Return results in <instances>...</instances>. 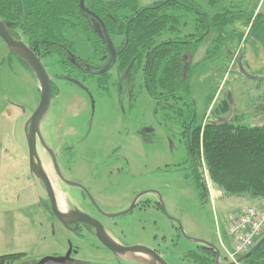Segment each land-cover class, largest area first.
<instances>
[{"label":"rangeland","instance_id":"obj_1","mask_svg":"<svg viewBox=\"0 0 264 264\" xmlns=\"http://www.w3.org/2000/svg\"><path fill=\"white\" fill-rule=\"evenodd\" d=\"M135 1L146 7L162 0ZM191 1L207 19V35L186 63L194 125L206 120L231 121L234 116V125H263L264 113L259 107L264 102V0ZM119 14L128 16L130 11ZM221 14L223 25L219 20L214 25ZM194 20L190 16L181 23V36L200 35L203 21ZM248 21L253 22L251 30ZM63 36L76 57L90 66L96 64L79 28H66ZM41 63L54 81L57 95L39 129L46 146L67 150L63 161L56 160L61 176L84 187L106 216L129 208L138 194L150 193L145 200L140 197L126 214L99 217L119 244L156 248L166 264H199L191 254L205 256L199 247L203 242L218 250L219 264H230L222 247L232 248L227 217L257 207L264 198L216 194L202 156L200 171L208 193L200 197L188 177L182 128L147 93L140 73L129 82L113 68L101 86L95 77L64 70L54 58ZM56 74L69 79H55ZM39 98L34 74L9 54L0 39V149L7 151L1 162V174L6 178L0 176V255H25L14 264H138L104 249L95 250L43 220L37 204L45 201V191L29 173L24 132ZM225 104L227 110L222 112ZM67 190L77 199L83 197L75 187L67 186ZM147 199L150 207L145 206ZM155 202L162 208L157 209ZM84 206L93 211L87 200ZM67 240L78 254L56 263L54 259L64 256Z\"/></svg>","mask_w":264,"mask_h":264},{"label":"trees","instance_id":"obj_2","mask_svg":"<svg viewBox=\"0 0 264 264\" xmlns=\"http://www.w3.org/2000/svg\"><path fill=\"white\" fill-rule=\"evenodd\" d=\"M84 5L102 21L104 31L95 19L80 10L79 0H0V21L13 39L25 40L23 43L40 61L54 58L64 70L79 73L84 78L95 77L101 86L113 68L129 82L140 73L147 93L158 105H164L182 128L189 151L188 177L200 197L207 196L200 171L202 156L211 183L223 195L264 198V124L234 125V116L231 121L206 120L194 125V102L186 63L207 35V19L199 8L191 0H162L146 7L139 6L135 0H84ZM125 9L130 15L119 14ZM190 16L203 21L199 24L202 30L197 38L192 34L180 35L181 23ZM223 17L224 14L216 16L214 25L217 20L223 25ZM247 25L249 30L253 28V22L248 21ZM66 28L82 31L96 64L90 66L74 55L73 46L63 36ZM105 36L111 42L115 57L110 69L98 75L95 72L111 58ZM9 54L29 69L21 58L10 51ZM54 78L69 79L65 74H56ZM50 84L53 99L57 88L51 78ZM227 107L223 105L222 112ZM259 108L264 113V102ZM263 237L264 234L255 239L250 250ZM199 247L205 256L191 254L192 259L199 264L215 263V252L202 244ZM24 256L2 255L0 264H14ZM263 256L264 240L244 263L264 264Z\"/></svg>","mask_w":264,"mask_h":264},{"label":"water","instance_id":"obj_3","mask_svg":"<svg viewBox=\"0 0 264 264\" xmlns=\"http://www.w3.org/2000/svg\"><path fill=\"white\" fill-rule=\"evenodd\" d=\"M79 8L82 12L91 16L93 19H95L100 24L102 30L104 31L102 21L94 13H92L91 11L85 8L84 0H79ZM0 39L2 40V42L5 44V46L8 48V50L11 53L17 55L19 58H21L26 63V65L32 71V73L34 74L37 80L38 87H39V94H40L39 102H38L36 109L30 116V118L28 119L24 127L27 151H28L29 171L39 181V183L43 185L45 193L49 199L50 208H51L52 213L60 222H62L63 217H65V215L61 213L57 208L53 187L47 177V174L45 173V171L43 170V167L41 166V162L36 152V139L37 138L40 140L41 144L45 146L42 141L39 126L51 102V84H50L49 75L47 74L40 59L33 53V51H31L28 48V46L25 43H23L21 40L13 39L9 35L6 27L1 21H0ZM106 40L108 42V46L111 52V58L109 59L107 64L102 69L95 72L98 75H102L110 69V67L113 64L114 57H115V51L111 45V42H109L107 37H106ZM47 151H48V148H47ZM52 158L54 161V157ZM140 195L141 194H139L135 198L134 202ZM134 202L129 208V210H131V208L133 207ZM73 212L78 215V219L70 223L76 224L78 222H81V223L91 226L95 230L96 238L108 250H110L114 256L122 257L129 261H134L138 264H166L165 261L156 252H154L153 250L147 247H143V246L125 247V246H122L116 243L103 231L101 225L98 224L97 221L91 219L89 216L77 210ZM62 223L64 225H67L64 222ZM263 240H264V237L258 243H256V245L247 254L240 257L236 263H230V264H239L240 262H243L244 259H246L261 244ZM199 244H202L205 247H208L214 250L216 254L215 262L216 264H219L218 250L214 248L213 246L209 244H205L203 242H199ZM68 258L69 256L67 253L65 257L54 259L53 261H55L56 263H61L63 261H67Z\"/></svg>","mask_w":264,"mask_h":264},{"label":"flooded vegetation","instance_id":"obj_4","mask_svg":"<svg viewBox=\"0 0 264 264\" xmlns=\"http://www.w3.org/2000/svg\"><path fill=\"white\" fill-rule=\"evenodd\" d=\"M39 148L41 149V151H39ZM47 148H48V151H47ZM57 148L58 149H54V148L46 146V145L43 146L41 144L40 140L38 138L36 139V152H37L38 158L41 162V166L43 167V170L47 174V177H48V179H49V181L53 187L55 199H56L55 202H56L57 208L61 213H63L65 215V217H63L62 222L66 223L67 225H64L62 222H60L52 213L51 208H50L49 199H48L46 193H44L45 194V201H43V202L39 201L37 204L39 207L38 211L41 212V216H42L43 220L45 222L48 221L49 226L53 227V226L57 225L58 227L64 229L65 231L69 232L70 234H72L75 237L82 240V242L83 241L86 242L88 244V246L92 247L93 249H95V250L104 249L107 252L111 253V251L108 250L96 238L95 230L91 226L84 224V223H81V222H78L76 224L70 223V222L76 221L78 219V215L75 214L73 211L77 210V211L89 216L91 219L97 221L98 224L101 225L103 231L113 241H115L116 243L119 244V241L113 236L111 231L107 227H105V224L101 221V219H99V217L101 216L103 218L109 219V218L117 217L119 215L126 214L132 210V208L135 206L137 200L140 197H142V199L145 200L147 194H150V193L149 192L140 193L141 195L136 199V201L134 202L135 199L133 200L134 205L131 208V210H129V208L131 207L133 202L131 203L129 208H127V209L125 208L119 212H115L114 214H109L108 216H106L101 211H99L96 204L94 203V201L92 200L89 193L87 192V190L84 187H82L78 184H75L73 182H69L61 176V174L59 173L57 164H56L57 163L56 160L59 158H61V160L64 159V157L66 156L67 150H63L62 146L61 147L58 146ZM187 152H188V160H189L188 149H187ZM26 157L28 158V151H27ZM52 157H54V161H53ZM29 173H30L31 177L33 179H35V181H36L37 179L31 174L30 171H29ZM37 182L39 183L38 180H37ZM40 186L42 187L43 191H45L43 188V185L40 184ZM67 186L75 187V188L79 189L81 191L83 197L80 199L73 197L71 195V193L67 190ZM86 200H87V203L92 207L93 211H88L89 210L88 208H84ZM146 201L148 203H146L145 206L150 207L149 199H147ZM82 204H83V206H82ZM154 205L157 207V209L160 207L159 202L158 203L155 202ZM160 208H162V206ZM66 245H67V249H66L63 257H65L66 254L68 253V256H69L68 260L69 259L72 260L73 255H77L78 252H77V250L73 249L74 247H73V243L71 241L67 240ZM149 249L153 250L154 252H156L159 255V252L157 251L156 248L150 247ZM213 252H215V251L213 250Z\"/></svg>","mask_w":264,"mask_h":264},{"label":"built area","instance_id":"obj_5","mask_svg":"<svg viewBox=\"0 0 264 264\" xmlns=\"http://www.w3.org/2000/svg\"><path fill=\"white\" fill-rule=\"evenodd\" d=\"M227 233L231 239V249L224 245L225 256L230 263L246 254L254 245L255 239L264 230V208L247 207L227 217Z\"/></svg>","mask_w":264,"mask_h":264},{"label":"crops","instance_id":"obj_6","mask_svg":"<svg viewBox=\"0 0 264 264\" xmlns=\"http://www.w3.org/2000/svg\"><path fill=\"white\" fill-rule=\"evenodd\" d=\"M3 153H7V151H1V149H0V176L3 178V179H5L6 177H4L3 176V174H1L2 173V171H1V162H2V154ZM15 177H17V175L15 176ZM2 181H5V180H2ZM16 190V189H15ZM215 194V193H214ZM216 194H218V195H220L221 194V192L220 191H216ZM17 195V190L14 192V194H13V197H15ZM17 199H19V196L17 197ZM258 201H259V199H257ZM264 200V199H263ZM258 204V208H264V201L262 202V203H257ZM15 254H21V253H15ZM0 256H2V255H0Z\"/></svg>","mask_w":264,"mask_h":264}]
</instances>
